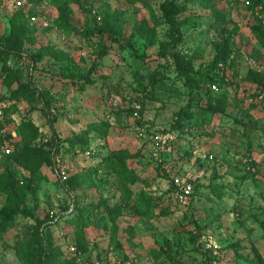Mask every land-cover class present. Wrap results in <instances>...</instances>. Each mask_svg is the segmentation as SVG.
I'll list each match as a JSON object with an SVG mask.
<instances>
[{
    "label": "rangeland",
    "instance_id": "1",
    "mask_svg": "<svg viewBox=\"0 0 264 264\" xmlns=\"http://www.w3.org/2000/svg\"><path fill=\"white\" fill-rule=\"evenodd\" d=\"M164 1L29 0L36 23L0 4V45L19 47L0 53L7 131L56 148L71 178L0 152V174L31 180L0 264H25L37 230L60 264H264V0H174L169 18ZM209 77L226 85L212 116L196 108Z\"/></svg>",
    "mask_w": 264,
    "mask_h": 264
},
{
    "label": "trees",
    "instance_id": "2",
    "mask_svg": "<svg viewBox=\"0 0 264 264\" xmlns=\"http://www.w3.org/2000/svg\"><path fill=\"white\" fill-rule=\"evenodd\" d=\"M129 1L137 2L144 0H129ZM0 4H2L1 1ZM162 8L165 10V16L168 18L174 17L181 10L179 5H177L174 2V0L164 1V3L162 4ZM35 14L36 13L34 11V6H31V8L28 11L24 9L13 10V15L22 17L27 22H30L29 17ZM13 20L15 21V18H13ZM13 29L16 30L17 33L20 34L21 36L22 33L26 31L22 27L21 28L16 27L12 23V30ZM66 31H68L67 28ZM10 42L13 43L14 41H10ZM8 46L2 47L0 45V53L4 54L7 51L15 53L19 49L18 46H15L13 48V45L11 44H10V48ZM30 59L33 63L40 62L43 60V53L33 55L30 57ZM96 67L97 66L95 65V68ZM205 82L208 83V92L206 93L205 96L206 105L205 106L196 105V108L201 114L212 116L213 114L221 112L222 102H224L226 96L225 93L226 85L223 87L221 86L220 83H218L217 80H213L210 77L206 78ZM212 84H215L217 85V87H219L218 94L216 95L213 93L214 91H212L210 88V85ZM29 94L32 96L31 93ZM1 101L2 100L0 99V109L2 110L3 113V115L0 117V152L2 153V155L7 158L9 157L11 163H16L17 165L22 167L24 170H27L33 177L36 178L40 177V171L44 165L49 166L51 171L54 163L53 155L56 148L46 149L47 148L46 143H43L40 146H33L31 144L32 141L27 140L26 137L23 136V146L22 148L18 149L17 142H15V139H13L15 135H11V133L7 131V127L9 125L8 113L6 109L7 107H5ZM187 106H191V105L188 103ZM30 129H32L33 134L36 133L35 129L32 126L30 127ZM19 134H20L19 136H21L22 133ZM12 146H14V148L13 151L11 152L10 147ZM5 148H8L10 150L8 154L4 152ZM120 177L123 179L126 178L127 180L131 179V181L136 180L135 177H132V172L130 171L122 172V175ZM23 180H24V184L19 185L16 180V172L14 170H11L10 167H6L3 173L0 174V195L6 194L7 197L6 204L0 207L1 231H5L6 227L12 222L18 210V208L16 207V203L20 201V199H23L26 190L30 189L29 184L31 180L25 177L23 178ZM69 182H71V178L67 177V180L64 182V184ZM156 200L157 199H155V201H151V200L147 201L148 208L155 205ZM67 220L73 222L75 218L74 219L71 218ZM30 228L36 230V227L34 228L30 227ZM37 231L35 234L31 235L28 239L26 238V241L22 244L23 254L21 255V257L23 262L25 264H60L57 263L58 260L57 255L52 256L50 252L47 253V250L49 249L50 246V242L46 241V238L41 233V231L40 232ZM77 248L78 250H80L79 247Z\"/></svg>",
    "mask_w": 264,
    "mask_h": 264
},
{
    "label": "built area",
    "instance_id": "3",
    "mask_svg": "<svg viewBox=\"0 0 264 264\" xmlns=\"http://www.w3.org/2000/svg\"><path fill=\"white\" fill-rule=\"evenodd\" d=\"M0 1L2 2L3 6L9 11H13V10H17V9H24V10L28 11L31 8L29 0H0ZM37 17H38L37 14L31 15L29 17V21L31 23H36L37 22ZM210 88H211L212 91H216L217 90V85L212 84V85H210ZM2 115H3V113H2V110L0 109V117ZM151 139H152V142H153V144L155 145L156 148L163 147L164 145L167 144L166 139L161 134H159L157 132L153 134ZM4 152L6 154H8L10 152V150L8 148H5ZM66 172H67L66 168L62 167L59 164H54L52 166L51 173L61 183H64L67 180L68 175H67ZM175 183L179 187L178 179L175 180ZM183 191L186 194H188V189L187 188H184ZM70 210H72V207H71ZM50 217L56 219V217H54V213L53 212H50ZM83 264H102V263L99 262V261L94 260V261H86Z\"/></svg>",
    "mask_w": 264,
    "mask_h": 264
}]
</instances>
